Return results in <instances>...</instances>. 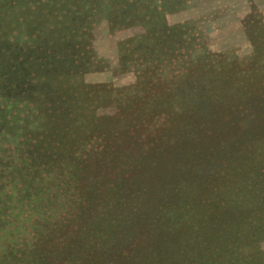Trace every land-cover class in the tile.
<instances>
[{
  "label": "rangeland",
  "instance_id": "obj_1",
  "mask_svg": "<svg viewBox=\"0 0 264 264\" xmlns=\"http://www.w3.org/2000/svg\"><path fill=\"white\" fill-rule=\"evenodd\" d=\"M71 1V10L68 9V13L66 11L59 15L53 10L54 4L60 7L56 0H39L34 4L20 1L23 4L15 8L17 25L15 28L12 26V29L6 28L4 33L0 31V47L3 44L8 46L12 42L21 47L19 53L32 50L25 67L29 76L34 77V81L40 84L41 93H49L52 90L48 82L49 74L43 72L41 76L37 73L45 66L39 58L49 54L48 48L52 44L64 45L72 42L73 46H67L66 52L75 49L80 58H86V66L72 70V78L66 80L69 84L96 88H86L82 95L83 101L78 102V107H90L83 112H87L84 113L87 118H93L91 124H82L83 130L88 132L86 136L89 140L80 148L84 151L81 157L86 158L88 155V158H91L88 164L94 160L93 166L90 164L89 167L76 172L75 164H71L63 170L55 167L50 172L48 167H37L30 158L22 161L18 160L17 155L8 158L11 151L7 149V142L0 143V264H57L62 259H65V264H79L81 259L85 258L79 246L92 229L94 237H100L102 240L99 245L104 249L106 260L116 262L115 258L122 254L115 249H125L132 251L129 253V256L133 257L131 262L140 258L143 262L136 264H146L144 255L150 242L154 241L139 230L141 215L150 220L152 215L163 211L165 201H169L175 194L182 193L168 191L159 195L158 191H155L150 194L146 187L151 178L162 176L160 172L165 167L164 160L160 159L159 155L161 146L150 145L153 141L149 140L152 138L149 137V145L145 144L146 147H143L145 141L131 138L133 133L128 124L121 125L130 129L126 133V139L121 141L128 153L118 154L112 164L102 162L106 155L103 146L110 144L106 137L102 138L99 126L105 124L108 118L117 120L130 100L139 97L140 93H145L139 91V88H149L156 82L162 83L164 77L157 80L161 74H168L166 82L169 79L182 82L185 77H182V73L177 69V64L187 58L191 61L201 58L207 60L203 73L205 76L208 73L203 82L209 83L206 86L207 92L191 93L192 99L198 100L199 119H183L181 122L188 125L180 128L181 134H170L171 127L166 125L170 117L168 114L173 109L161 107L160 116H155L153 110L148 111V115L144 116L143 129L146 130L147 136H151L155 130L161 128V136L165 140L162 144H173L166 156V159L170 160L167 169L172 174L164 176L165 178L162 176L163 181L173 178L185 179V175H189L187 184L201 188L202 184H196V181L206 177L204 191L207 197L221 199V203L230 204L235 211L233 213V210L228 208L227 215L222 218L223 221L217 228L198 232L190 248H185L184 251L176 250L174 257L169 254V258L166 255L164 261L168 264H183L184 261L186 264H210L207 262L209 259L213 264H225L223 260L229 259L231 253H240V210L244 212V215H241L244 218L253 214L258 221L261 220V214H264V172L259 173L260 165L252 161L253 153L259 149V144L264 145L263 132L259 131L260 127L264 128V115L257 118L240 116V102L244 97L240 93V86L245 84L247 92L264 90V0H160L161 6L158 0H145V6H155L150 7L153 21L166 22L168 25L163 27L167 29L166 32L159 28L154 36H149L151 33L146 32L149 25L145 21L135 20L131 23L121 15L122 10L135 8L138 2L143 0H62V3ZM5 2L6 0H0L2 21L12 14L7 8L1 7ZM62 17H66L64 22ZM163 39L166 42L159 46L160 54L162 58H166L163 64L168 65L148 70L138 78L137 70L147 63L144 59H147L148 55L146 51L142 53L141 49L143 46H154L158 40ZM165 45L171 46V50L168 51ZM122 56H127L128 70L123 68L120 61ZM168 57L177 58L170 63ZM14 65L12 69L17 66V71L22 70L23 64L14 62ZM8 73L0 76V108L7 106L12 115H17L23 106L34 112V117L28 115L33 123L25 121L29 124L26 125L28 131L36 127L42 128L43 124L49 126L48 130L55 128V121L56 125L59 124L55 115L35 113L36 108L43 105L38 104L35 98L38 97L41 102L49 97V94H37L32 90L26 91L22 98L19 96L21 91L7 93ZM172 74L176 75L174 79ZM195 74L198 76V73ZM149 76H154L155 83L142 85V81L148 80ZM54 78L53 83H58L56 80L61 79ZM62 81L65 82V79L62 78ZM66 86L68 88L67 84ZM67 88L61 87L63 91ZM183 92L181 91L182 98L186 99ZM28 95H34V99L26 104L23 99ZM84 98L89 100L91 105L87 104ZM177 107V111L183 110V106ZM261 107L260 109L264 110V104H261ZM43 109L46 110L44 105ZM57 115L61 117L62 112ZM214 115L219 116L218 122L208 125ZM247 118L252 120H249V124H240V120ZM75 121L78 122V117H75ZM199 123L200 127L197 126ZM172 126L177 128L174 123ZM169 136L173 139L169 140ZM183 140V144L176 145V141ZM190 140L193 142L189 143ZM256 140L259 144H256ZM180 146L184 148L180 150ZM11 159H15V163L6 165ZM193 160L206 164L209 162V165L196 167L195 163H192ZM210 161L214 163L210 164ZM227 161L229 163L225 168L219 163ZM24 167H29L28 170L31 171L24 172ZM249 167L253 170L251 177L244 175V170ZM95 168L98 169L96 175ZM95 176V181L88 180V177ZM124 188L131 190L133 196L132 199L128 197L129 201H124L127 195L121 196L123 207H119L117 201L113 205L102 201L107 189L114 190L116 194L118 189ZM96 189L98 195L92 197L96 200L88 210L86 202L89 196L86 197L85 194H90V190L96 192ZM220 193L221 196H215ZM151 199L157 201L153 205L147 204ZM248 202L255 203L254 207L248 205ZM152 207H155L154 212ZM109 222L115 228L110 230V236L104 234L101 238L103 229ZM245 229L241 228V233H246ZM254 229L255 226L252 225L251 230ZM261 229H264L263 224ZM50 237L53 238V243L50 242ZM47 239L49 245L46 246ZM129 240V246H119ZM247 247L249 246L243 248L246 250ZM259 248L264 251V242L260 243ZM44 251L47 253L45 259L42 258ZM62 255L63 257L58 258ZM123 255L124 258L127 257V252ZM131 262L123 264H135Z\"/></svg>",
  "mask_w": 264,
  "mask_h": 264
},
{
  "label": "trees",
  "instance_id": "obj_2",
  "mask_svg": "<svg viewBox=\"0 0 264 264\" xmlns=\"http://www.w3.org/2000/svg\"><path fill=\"white\" fill-rule=\"evenodd\" d=\"M20 1L23 3L26 2L25 4H34L39 0H6L5 4H3L1 7L7 8L8 12L12 14L4 21L0 20V31L2 33H4L6 28L12 29V26H14V28L16 27L17 14L15 8H18L20 7V4H23L20 3ZM143 1H139L137 7L135 8L131 7L122 10L121 15L125 17V20H128L131 23H134L135 20L145 21L149 25L147 26L146 32H148L149 34L151 33V35L149 36H154L158 32L159 28L161 29L163 27H168V25L165 24L166 22L157 23L153 21V15L150 7L155 6L154 4H147V6H145V0ZM158 1L161 6V1ZM56 2L60 6L57 7L53 3V10L55 13L57 12L56 15L63 14L66 11L68 13L69 10H71L73 4L72 1L70 3H62V0H56ZM50 18L55 20L53 17ZM61 19L64 22L66 17H62ZM162 30L166 32L167 29L163 28ZM173 37L175 38V36ZM165 42L166 40L163 39L158 40L156 42V45L154 46H143L141 52H148V55H146L147 59H144L147 63L142 65L143 68L140 67L137 70V72L139 73L138 78L145 74L148 70L150 71L151 69H157L160 65H168L167 63L163 64V62L166 61V58H162V55L160 54L161 47H159L162 43ZM70 45L73 46V43L68 42L64 45L52 44L48 48L49 54L46 57L39 58L41 61H43V64H45V66L42 71L39 70L37 71V73L41 76L43 75V72L49 74L48 82L52 86V90L49 93H41L42 91L39 89L40 84L34 81V77L29 76L30 74L27 72V68L25 67V65H28L29 54L32 52V50L19 53L21 51V47L15 45L12 42H10L8 46H6V44H3L0 47V76L1 74L5 75L7 72H9L6 79V81L8 82L6 85L8 86L6 89L7 93H15L16 91H21V94L19 96H21L22 98L24 97L26 91L32 90L37 92V94H49V97L44 98L41 102L40 100H38V97L35 98L38 104H43L46 108V110H44L43 105L41 108L37 107L35 113H42L44 115L46 113H49L48 115H55L57 120H59V124L56 125L55 121V128H51V130H48L49 126L47 124H43L42 128L36 127L35 129L33 128L32 131H28V126L26 125H29L27 123H31L32 121V118L29 119L28 115L34 117V112H30L29 110H27L26 106H23L22 108H20V110H18L19 113L17 115H12L10 113V109L7 106L0 108V118L2 124L0 126V143L7 142V149L11 151L8 158H13L14 155H17V158L20 161L30 158L29 160H33L32 163L37 164V167H44V169L48 167L50 168V172L55 167L63 170L65 166L71 164H75L74 170L76 172H80L84 168L89 167L90 164L93 166L94 160H91V163L88 164L91 158H88V155H86V158L81 157L84 151L80 150V148L82 146H85V143L87 144L89 140L86 136L88 135V132L84 131L85 129L83 130L82 124H91L93 122V118H87V116H85L86 114H84L87 112H83V110L87 111V109H89L90 107H78V102L83 101L82 95L83 92H85L84 90H86V88H96L86 87L85 85H83L84 87H82V85H76L72 82V84H69L68 80H66L72 78V70L76 68L81 69L82 67H85V63L88 62L85 60L86 58H80L79 52L75 49H71L67 53L66 47ZM1 48L3 50L2 52ZM165 48H167L168 51L171 50V46L165 45ZM63 53H66V55L64 56ZM176 58L177 57H168L170 63L171 60L173 61ZM126 60L127 56H122V58L120 59L124 70H128ZM14 62H16L17 64H23V66H21L22 70L17 71V66L15 67V69H12L15 66ZM206 66L207 60L205 58L197 59L195 61H191L189 60V58H187V60L177 64V69L182 73V77H185L182 82H176L172 79H169L166 82L165 78H168V74H161L162 76H158L157 80H159L161 77H164L162 83H155L154 76H149L150 78L147 77L148 80L144 79L142 81V85L147 86L152 82H154L155 84H151L149 88H139V91H145V93H140L142 96L139 95V97L130 100L128 102V105L125 107V110L122 109L124 111H122L123 113L119 115L117 120L111 117L108 118V120L106 119L107 121L105 124L99 126V133L101 134L102 138L106 137L109 140L108 143L110 144L109 146H103L104 150L106 151V155L104 157L105 160H103L102 162H105L106 164H112L115 162V157L118 154L124 155L128 153V151L125 150V146H123V144L121 143V141L126 139V133L130 130L126 128V126L121 127V125L128 124L130 125L133 133L131 138L133 140L138 139L139 141H145L143 147H146L144 145L148 144L147 140L149 137H152L149 140L153 141V143L150 145L155 144L157 146H161V154L159 155H161L160 159L164 160L163 166L165 167L160 172V175H162L163 178L170 176L172 172H169V170L167 169L168 165L170 164V160L166 159V156L168 155V149L171 148L173 144L171 143V146L162 144L165 140L163 139V136H161V133L163 131L161 128L159 130H155V132H153V135L147 136V134H145L147 133L145 132L146 130L143 129V126L145 125L144 116L148 115L149 110H153L155 116L162 115V111H159V108L161 107H168L169 109H173V111L168 114L170 117L167 119V125L164 124V126L166 125L168 127H171V130H169L170 134H181L180 128L182 129V127L188 125H184L181 122L183 119H194L195 117L199 119L197 107L198 100L196 98L192 99L191 93L198 92L200 94L207 92L206 86L209 85V83H203L206 77H208V73H206V76L203 74L205 71L204 68ZM28 67L29 69H31L30 66ZM193 70L197 71L192 72ZM34 71L35 70H33V72ZM195 73H198V76ZM54 77H59L61 79L56 80L58 81V83H53L52 81L55 79ZM172 77L174 79L176 75L172 74ZM62 78L65 79V82L62 81ZM66 84L68 85V88ZM62 86H65L67 90L63 91L61 89ZM181 91H184L183 93L186 96V99L182 98ZM87 92L88 94H92L90 93V91ZM240 93H242V95L244 96L242 97V100L240 102V116H251L254 118H257L259 116L262 117L264 115V110L260 109V107L261 104H264V90H248L247 92V90H245V84H243L240 86ZM33 97L34 95H28L27 98L23 99L25 100L23 102L29 104V102L34 99ZM84 99L87 104L91 105L89 100H87L86 98ZM21 100L22 99H20V101ZM94 100L95 98H93V101ZM177 106H183V110L181 112L177 111ZM61 112L62 116L60 117L57 114ZM223 116L225 115H222V117ZM75 117H78V122L75 121ZM218 118V115L212 116L207 124L210 125L218 122ZM249 120L251 119H242L240 120V124L247 125L252 121L251 120L249 122ZM25 121L28 122L26 123ZM40 122L41 120H39V124H41ZM172 123H174L177 128H174L172 126ZM197 126L200 127L201 123H199ZM262 126L264 127V125ZM259 131H262L264 135V128L262 129L260 127ZM110 137H112L111 140ZM157 137L160 138L158 139ZM39 138L43 139L39 140ZM193 138L195 142V137ZM172 139V136H169V140ZM190 142L193 141L190 140L189 143ZM183 143L184 140L182 142L176 141V145H180ZM256 144H259L258 140H256ZM183 148L184 146H180V150H182ZM140 157L143 158V156ZM252 161L260 165L259 173H263V143L261 145L259 144V149L255 153H253ZM14 163L15 159H11L7 161L6 165H13ZM152 163L154 164L155 161H153ZM192 163H195L196 167L200 165H209V162L206 164V162H198V160H193ZM211 163L213 164L214 162L210 161V164ZM219 163L222 164L223 168H225V166H227L226 164H228L229 162L227 161V163ZM99 164L100 162L97 164V167ZM23 169H25L24 172L27 171L29 173L31 171L28 170L29 167H24ZM94 170L96 175L98 169L95 168ZM190 170L194 173L193 168H191ZM244 171H242L241 173L243 174L244 172V175L246 176L251 177L253 175V170L250 167L249 169H246ZM161 177L151 178V182L146 187L147 190L150 191V194L154 193L155 191H158L159 195L165 194L168 191H170V193L176 191L175 193L182 194H175V196L170 198L169 201H165L166 206L162 208L163 211H158L156 215H152L150 220L146 216L141 215V226L139 227V230L142 231L143 235H147L150 238H153L154 241L153 243L150 242V245L147 249L148 251L144 255L146 264H168V262L164 261L166 255L169 256V258L170 255L171 257L172 255L174 257V252L176 250L184 251L185 248H190L195 239V235H197L198 232H202L203 230L207 231L211 228H217L216 226L222 223V218L227 215V209L230 208L231 210H233L234 208L231 207L230 204L225 205L224 203H221V199L219 200L218 198L212 199L207 197L204 191V189L206 188V183H204L206 177H201L196 181V184H202L201 188H195V185H191L190 183L187 184V182H189V175H185V179L173 178L167 181L166 179H164L166 182L163 181V178ZM94 179L96 180V176L95 178L88 177V180L90 181H95ZM89 189L91 188H88V190ZM89 193L90 194H85L86 197L89 196V200L88 202H86L88 210L92 208L93 201L96 200L92 199V197H96V194L98 195L97 189L96 192L90 190ZM144 193L149 194L148 192ZM123 194L127 195L126 197H124V201H129L130 198L132 199L133 192H131V190H127V188L118 189V192L116 194L114 190L107 189L102 201L108 202L107 204L110 205H113L117 201L119 207H123L124 205L121 202V199L123 200V198L121 197L123 196ZM221 194L222 193L215 194V196L219 197L221 196ZM128 197L130 198L128 199ZM155 201L157 200L151 199L147 202V204L153 205ZM253 204L255 205V203L253 202H248V205H252V208L254 207ZM152 208L154 212L155 207ZM237 210H239V208ZM234 211L235 210H233V213ZM241 215H244V212L240 210V253H231V257H229V259H224L223 263L238 264L240 261V264H264V251H261L259 248L260 243L264 242V229H261L262 224L264 228V223H262L264 222V214H261V220L259 221L255 219L253 214H249V216L245 218ZM252 225L255 226L254 230H251ZM112 228L114 229L115 227L111 222H109L108 226L103 229L101 238L104 234L110 236V230ZM241 228H246V233H241ZM93 232L94 229H92V231L89 230L86 238H83L82 243L79 246V250L80 248H82V254L85 256V258L81 259L79 264H119V262L123 264L124 262H131V260H133V257L129 256V253H131L132 251H126L125 249H115V251L121 252L119 254H122L115 258L116 262L110 259L106 260L104 249L101 245H99L102 240H100V237L96 239L93 235ZM49 239L50 242L53 241V238L50 237ZM130 243L131 241L129 240L125 242V244H119V246L127 247ZM45 244L46 246L49 245L48 239ZM246 245H248L249 247H247V249L245 250L243 247H245ZM45 251L44 253H42V258L44 259L47 258V253H45ZM126 252L127 257L124 258L123 254ZM194 252L196 253V250ZM61 257H63V255L59 256L58 258ZM137 259L138 260L136 262L131 263L136 264L143 262L140 258ZM207 262L213 264V262H211L209 259L207 260ZM48 264H55V262H48ZM57 264H65V259H62L61 262ZM183 264H186V262L184 261Z\"/></svg>",
  "mask_w": 264,
  "mask_h": 264
}]
</instances>
